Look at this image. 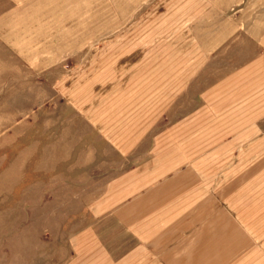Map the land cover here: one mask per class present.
I'll use <instances>...</instances> for the list:
<instances>
[{
  "label": "rangeland",
  "instance_id": "obj_1",
  "mask_svg": "<svg viewBox=\"0 0 264 264\" xmlns=\"http://www.w3.org/2000/svg\"><path fill=\"white\" fill-rule=\"evenodd\" d=\"M263 42L264 0H0V264H70L160 154L142 203L188 231L169 263L264 264V120L181 119Z\"/></svg>",
  "mask_w": 264,
  "mask_h": 264
},
{
  "label": "crops",
  "instance_id": "obj_2",
  "mask_svg": "<svg viewBox=\"0 0 264 264\" xmlns=\"http://www.w3.org/2000/svg\"><path fill=\"white\" fill-rule=\"evenodd\" d=\"M260 48L262 51L236 69L227 83H220L204 92L201 106L192 115H184L181 119L235 121L236 126L229 134L252 135L253 121L264 120V42ZM106 134L101 131V135ZM167 157L165 154L156 155L153 160L140 164L138 170L142 176L139 175L138 182L142 188L139 190H127L116 195L109 193L103 203L88 208L94 224L70 237V264H171L169 259L173 253L169 248L174 246V232H180L182 253L187 247L184 244L188 242V231L182 227L174 228L176 223L172 219H164V211L157 213L154 204L142 203L157 200L155 192L142 190L156 183L157 177L155 174L148 176L147 169L166 167ZM129 200L134 202L126 203ZM169 212L167 215H172V211ZM112 223L116 229L110 225L112 230L107 228V235L103 234L105 225ZM202 239L203 236L200 237Z\"/></svg>",
  "mask_w": 264,
  "mask_h": 264
}]
</instances>
